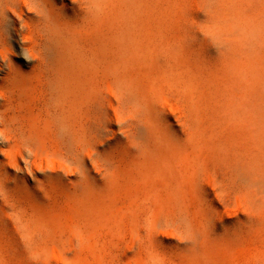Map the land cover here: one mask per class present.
<instances>
[{
  "label": "bare ground",
  "instance_id": "bare-ground-1",
  "mask_svg": "<svg viewBox=\"0 0 264 264\" xmlns=\"http://www.w3.org/2000/svg\"><path fill=\"white\" fill-rule=\"evenodd\" d=\"M223 1L218 18L232 23L224 34L227 47L219 71L225 92L222 99L214 98L216 124L209 139L219 147L226 140L222 153L229 160L228 179L245 197L251 187L264 202V18L262 11L254 12L253 0ZM68 2L0 0V198H36V187L47 183L52 191L57 178L70 179L76 143L87 139L91 125L95 97L87 94V84L112 80L116 94L132 101L146 131V155L127 159L146 188L158 190L160 217L153 223L184 229L193 242L184 264H238L244 245L234 235L216 240L195 223L193 204L205 217L199 203L207 192L196 171L206 136L199 133L194 146L180 142L164 111L168 95L181 96L185 106L198 110L201 82L219 92L213 78L203 81L207 70L201 69L193 44L183 42L184 32L176 34L182 29L177 30L178 23L176 36H170L171 23L157 21L156 0H109V38L87 43V0ZM103 6L99 1V12ZM14 45L28 70L13 60ZM20 108L23 112H17ZM223 118L227 135H221L227 130L219 122Z\"/></svg>",
  "mask_w": 264,
  "mask_h": 264
},
{
  "label": "rangeland",
  "instance_id": "rangeland-1",
  "mask_svg": "<svg viewBox=\"0 0 264 264\" xmlns=\"http://www.w3.org/2000/svg\"><path fill=\"white\" fill-rule=\"evenodd\" d=\"M72 1L67 0V4ZM99 1L105 8L101 12L97 9ZM156 1L157 21L171 23L170 36H176L178 28L183 29L176 34L184 32L183 42L193 44L201 69L209 72L203 81L208 83L206 79L213 78L219 91L215 93L212 85L201 82L198 110L185 106L181 96H165L164 111L180 142L194 146L199 133L206 136L204 159L196 171L207 192L206 199L199 203L205 217L199 216L198 205L193 204L195 223L216 240L234 235L237 244L244 245L238 264H264V202L251 187L245 197L228 179L229 160L222 153L226 140L219 147L209 139L216 124L212 117L214 98L222 99L225 92L219 71L227 47L224 34L232 20L218 18L223 0H170L174 4ZM107 2L87 0V43L110 36L113 15ZM253 9L256 14L262 11L260 17L264 18V0H253ZM224 12L232 13L230 9ZM16 47L13 60L28 70V63L22 62ZM114 88L112 80L87 84V94L95 97L89 115L91 125L87 127V139L76 143L69 180L57 178L52 191H47V183L36 187V198H0V264H184L193 242L180 225L153 223L154 217H160L158 190L153 185L146 188L134 162L127 159L146 155V131L137 122L139 114L132 101L122 99ZM18 111L23 112L21 108ZM226 121L219 120L222 130L227 129L221 135H227ZM29 179L33 185V179ZM36 217L45 218V223L35 222ZM35 250L38 253L33 256Z\"/></svg>",
  "mask_w": 264,
  "mask_h": 264
}]
</instances>
